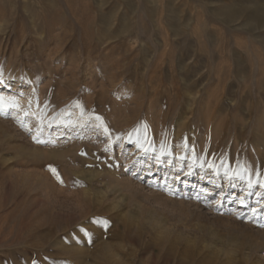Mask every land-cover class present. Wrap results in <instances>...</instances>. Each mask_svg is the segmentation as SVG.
Here are the masks:
<instances>
[{
	"label": "rangeland",
	"instance_id": "374dc122",
	"mask_svg": "<svg viewBox=\"0 0 264 264\" xmlns=\"http://www.w3.org/2000/svg\"><path fill=\"white\" fill-rule=\"evenodd\" d=\"M5 76L0 264H264V0H0Z\"/></svg>",
	"mask_w": 264,
	"mask_h": 264
},
{
	"label": "bare ground",
	"instance_id": "6f19581e",
	"mask_svg": "<svg viewBox=\"0 0 264 264\" xmlns=\"http://www.w3.org/2000/svg\"><path fill=\"white\" fill-rule=\"evenodd\" d=\"M6 78L4 79V80H1L0 81V85H5V88H8L9 87V83L11 82V78H13L12 76H5ZM14 81H16V83H15V85L14 86H23V78H16V79H14ZM13 81V82H14ZM6 83H8V84H6ZM34 107V106H33ZM49 110V109H48ZM33 112L31 113L32 115L34 114V120H39V121H43L44 119V117H45V115H46V113L48 112L47 110H46V112L45 111H41V110H39V109H35V111H34V109L32 110ZM50 111V110H49ZM76 115V114H75ZM76 117V116H75ZM81 121V120H80ZM85 122V121H84ZM96 123V122H95ZM188 125H191V123L190 124H183L182 126H181V129L179 130V132L181 133V132H183V130L186 128V127H188ZM68 127V126H67ZM96 129V128H95ZM99 129V128H98ZM157 140V139H156ZM155 144V143H154ZM157 145V144H156ZM171 151V150H170Z\"/></svg>",
	"mask_w": 264,
	"mask_h": 264
},
{
	"label": "snow or ice",
	"instance_id": "6c2138e0",
	"mask_svg": "<svg viewBox=\"0 0 264 264\" xmlns=\"http://www.w3.org/2000/svg\"><path fill=\"white\" fill-rule=\"evenodd\" d=\"M2 101H3V98L0 97V103H2ZM37 143H44V141L37 139ZM50 168H51V171L53 172V174L56 175L57 179L60 180L61 183H63V180L59 176V173L57 172V170L51 166H50ZM241 203H243V200H241ZM252 211H253V214H255L256 209H253ZM96 223L100 224L102 227H107V221H105V220L97 219Z\"/></svg>",
	"mask_w": 264,
	"mask_h": 264
}]
</instances>
